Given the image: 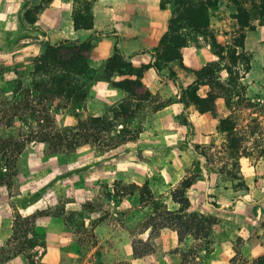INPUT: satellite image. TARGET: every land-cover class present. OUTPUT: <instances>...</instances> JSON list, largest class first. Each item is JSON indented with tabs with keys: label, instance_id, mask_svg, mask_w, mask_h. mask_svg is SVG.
Returning <instances> with one entry per match:
<instances>
[{
	"label": "crops",
	"instance_id": "1",
	"mask_svg": "<svg viewBox=\"0 0 264 264\" xmlns=\"http://www.w3.org/2000/svg\"><path fill=\"white\" fill-rule=\"evenodd\" d=\"M33 1L38 3L41 0ZM160 2L94 0L91 5L93 27L75 29L72 19L74 0H47L33 25H23L19 19L24 0H0V82L3 78H11L13 84L14 79L28 76L34 59L44 52L47 43L62 39L84 41L92 37L87 64L96 74L85 79L86 97L71 112L64 108L56 116L58 122L63 121L70 126L78 118L103 116L129 97L124 89L112 82L135 79L137 76L113 73L110 79H105L99 74L116 47L135 68L151 63L152 52L166 32L172 15V6L161 7ZM219 7L220 3L210 11V28L218 41L229 42L222 28L227 22L234 29L235 19L222 16L233 13L234 8L227 5L223 13ZM253 23L255 27L246 30L243 41L244 51L251 55L250 69L243 74L241 82L245 85V97L257 108L264 107V24L258 20ZM215 59L217 56L210 44L197 36L181 49V60H173L162 67L161 75L153 67H147L140 80L150 92V97L140 103L133 119L125 123L128 129H139L138 135L101 155H95L93 160L89 159L94 164L99 160L102 169L89 172L87 177L106 182L117 180L136 186L147 183L156 199L167 209L176 210L179 204L172 198L173 190L190 172L198 174L185 192L190 202L188 211L210 214L218 219L211 236V251L207 254L201 252V255L206 254L200 259L201 264H229L237 238L241 239L243 257L251 263L264 254V153L257 156L252 149L250 155L240 158V175L247 189L235 187L234 181L213 169L212 163H207L193 150V146L198 145L204 147L208 155L217 152L224 141V134L218 129V118L210 112L200 113L191 102L185 106L179 101L181 90L195 84V71ZM21 71H26V74L19 75ZM170 71L175 74L176 82L169 77ZM209 90L208 85L202 84L198 86L197 94L206 96ZM215 103L221 115L231 113L222 97H217ZM159 104L163 106L158 107ZM243 113L247 116L240 125H245L252 117H262L250 108H244ZM181 114L186 116L187 124L180 121ZM91 149L95 147L84 145L74 153L91 152ZM22 193V188L18 186L17 194L2 204L22 212L14 199ZM131 196L139 199L137 191ZM6 209L4 207L3 213L7 225L11 227V212ZM143 232L146 234L143 240H146L149 229ZM158 234L162 251L171 252L169 254L175 255L174 260L180 264L176 248L194 240L186 237L179 243L176 232L170 228H163ZM7 236L8 233L4 237ZM122 258L133 262L141 259L133 253L132 245H129V253Z\"/></svg>",
	"mask_w": 264,
	"mask_h": 264
},
{
	"label": "trees",
	"instance_id": "2",
	"mask_svg": "<svg viewBox=\"0 0 264 264\" xmlns=\"http://www.w3.org/2000/svg\"><path fill=\"white\" fill-rule=\"evenodd\" d=\"M24 1L19 19L23 25H33L37 13L47 0L38 3L33 0ZM93 1L74 0L72 19L75 29L93 27ZM221 1L223 0H161V7L167 4L172 6V15L166 32L152 52L151 63L135 68L116 47L99 74L105 79H110L113 73L135 74V79L112 82L124 89L129 97L111 108L109 113L78 118L72 126L60 127L56 114L64 108H75L86 97L85 79L96 74L87 64L92 37L84 41L62 39L56 43H47L44 52L34 59L28 76L14 79L10 93L0 89V188L5 187L9 191L14 188L17 162L33 142L45 145L48 153H71L84 145L109 150L128 139H134L140 130L128 129L125 123L133 119L140 103L150 97L140 76L147 67H153L161 75L162 67L173 60H181V49L196 35L210 44L217 59L195 71V84L181 90L179 101L185 106L187 102H191L200 113L210 112L216 116L224 141L215 154L208 155L204 147L198 145H194L193 150L203 156L207 163H212L213 169L234 181L235 187L247 189L240 175V158L250 155L256 146L260 147L259 156L264 153V143H260L263 133L258 118L252 117L245 125H240L235 111L243 102L246 106L252 105L244 95L245 85L241 82L243 74L250 69L251 60V55L243 49V41L246 30L255 27V20L264 24V0H228L234 7L231 17L235 19L236 26L229 42L218 41L210 28V11ZM223 61L227 63L222 64ZM238 62L244 65L242 73L233 69ZM221 70L228 73L224 79L218 74ZM169 77L176 82L173 72H169ZM202 84L210 87L206 96L197 94L198 86ZM217 97L224 99L231 111L229 115L223 116L218 112L215 103ZM161 106L163 104L158 105ZM179 119L182 123H188L184 114ZM197 176L198 174L190 172L173 190L172 198L179 204L176 210L167 209L156 199L147 183L142 186H125L130 188L128 194L132 195L137 191L140 203L151 208V213L142 223L144 231L149 229V236L146 240L138 241L144 248L150 247L149 238L163 228L174 230L179 243L186 237L194 240L190 246L176 248V252L180 254V264H201V252L207 254L211 251V234L218 223L213 215L188 211L190 202L185 192ZM15 194L10 192V196ZM85 206L88 207V203ZM15 210L12 234L0 248V264L17 253H26L30 257L32 253L29 249L38 238L33 225L41 212L23 216L16 208ZM41 243L43 246V242ZM240 246L241 239L237 238L229 264H264V254L249 263L243 257ZM143 251L145 250L133 246L135 256L140 257L141 253L138 252ZM30 264H34L33 261Z\"/></svg>",
	"mask_w": 264,
	"mask_h": 264
},
{
	"label": "rangeland",
	"instance_id": "3",
	"mask_svg": "<svg viewBox=\"0 0 264 264\" xmlns=\"http://www.w3.org/2000/svg\"><path fill=\"white\" fill-rule=\"evenodd\" d=\"M220 5L219 9L223 13L227 10V5L232 6L228 0L221 1ZM231 14L229 12L222 17H229ZM233 30L232 25L226 22L222 32H226L227 40H230ZM196 37L193 35V38ZM243 68L241 62L233 67L240 73ZM21 72L19 75L26 74V71ZM218 74L220 78L228 76L225 70ZM0 89L10 93L11 78H3ZM251 104L246 106L243 102L236 107L235 112L240 124H243L242 120L248 113H243L244 108L259 112L262 117L258 120L263 133L260 143H264V107L255 108ZM72 109L68 108L67 111L71 112ZM58 124L60 127L70 126L63 121ZM259 150L260 147L254 148L257 156ZM104 151L106 150L95 147L91 152L85 150L78 154L48 153L43 144L33 142L27 146L17 162L14 188L11 191L5 187L0 188V248L12 234L16 211L2 202L10 201V192H18V186L23 193L14 199L22 210L20 213L27 216L41 212L33 225L38 238L29 249L32 253L30 257L26 253H17L1 264L10 260H15L12 264H30V261L34 264H178L174 260L175 255L162 251L159 234L149 238L150 247L144 248L138 243L146 237L142 223L151 210L147 204L140 203L139 199L128 194L130 188L125 187L127 184L117 180L106 182L87 177L89 172L102 169L99 160L94 164L89 159L93 160L95 155H101ZM87 203L88 207L85 206ZM138 205H141L140 211ZM4 207L11 212V227L7 225ZM7 233L8 236L4 237ZM191 243L188 241L180 248ZM129 245L145 250L138 252L141 253L140 260H123L122 255L129 253ZM205 255H201V258Z\"/></svg>",
	"mask_w": 264,
	"mask_h": 264
}]
</instances>
